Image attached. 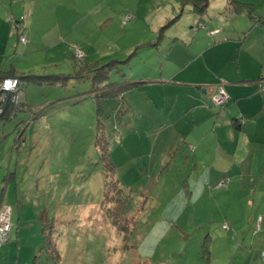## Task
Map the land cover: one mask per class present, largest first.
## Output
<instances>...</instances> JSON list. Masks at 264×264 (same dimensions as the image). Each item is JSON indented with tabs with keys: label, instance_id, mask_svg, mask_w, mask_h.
Here are the masks:
<instances>
[{
	"label": "rangeland",
	"instance_id": "obj_1",
	"mask_svg": "<svg viewBox=\"0 0 264 264\" xmlns=\"http://www.w3.org/2000/svg\"><path fill=\"white\" fill-rule=\"evenodd\" d=\"M174 6L176 13L153 33L135 30L137 8L147 18L151 11L150 18L155 19L156 11L160 14ZM181 7L180 0H0L3 69L13 64L22 73L60 76L49 82L28 81L17 92L8 93L13 110L0 120V144L14 148L22 135L13 163L20 172L18 200L11 203L14 220L20 212L24 223L20 220L17 245L13 238L1 247L3 264H207L205 247L211 250L214 264H264L260 255L264 250V202L258 198L262 193L253 190L254 203L247 205L250 194L228 196L227 187L207 185V175L202 173L208 172L209 164L229 163L213 147L199 151L202 156L195 159L188 144L180 143L162 154L160 143L146 156L147 138L132 135L138 121L135 89L127 92L125 103L132 104L127 112L113 109L110 99L100 102L104 109L99 126L97 101L87 96L94 86L92 73L77 74L72 62L70 45H78L74 47L84 51L88 64L127 58L119 67L126 76L134 77L135 57H128L132 46L157 38L162 26L164 35L176 31L186 18L183 14L175 19ZM258 11L264 13V5ZM23 13L28 14L23 29V36L29 39L26 44L18 40L8 22L12 15ZM128 14L132 18L122 25ZM115 72L110 73L109 81L121 80L113 78ZM220 87L224 88L222 82L208 95V101L222 117L223 112L213 104ZM106 88L100 87L98 94ZM0 98L2 112L6 97L1 94ZM259 114L245 118L249 119L245 126ZM139 138L142 142L136 144ZM106 139L116 177L125 190L132 189L125 209L121 201L102 202L104 171L99 147ZM135 151L140 152L139 160H135ZM154 160L158 161L156 169L148 168ZM261 173L264 184V171ZM228 197L235 198L232 207L227 206ZM224 214L231 215L228 229L222 226ZM258 215L261 230L254 233ZM116 218L125 229L113 221ZM50 221L46 238L55 246L56 257L47 254L42 237V228Z\"/></svg>",
	"mask_w": 264,
	"mask_h": 264
},
{
	"label": "crops",
	"instance_id": "obj_2",
	"mask_svg": "<svg viewBox=\"0 0 264 264\" xmlns=\"http://www.w3.org/2000/svg\"><path fill=\"white\" fill-rule=\"evenodd\" d=\"M237 1L250 5L253 16L245 9L240 12L231 10L227 0H210L202 15L194 13L188 1L182 4L175 19L183 17V14L186 18L176 31L170 30L164 35L162 26L156 32L157 38L132 46L130 53L135 57V76H126L121 68L123 74L116 71L113 78L137 82L129 90L135 89V117L138 120L132 135L147 138L146 156H150L148 152L160 143L162 154L180 143L188 144L192 146L190 149L195 159L202 156L199 151H211L213 147L223 159L228 158L229 163L224 165L225 162L220 160L222 166H215L211 162L208 172L202 173L207 175V185L215 184L219 188L218 182L228 178V196L250 194L246 200L248 205L254 203L253 197L251 200L253 190L262 193L258 198L259 202H264V184L260 177L261 170L264 171V13L258 11L264 0ZM176 11L177 6L160 14L156 11L157 17L151 19V11L147 18L146 13L137 8L135 30L153 33ZM95 63L97 61L90 62L92 65ZM5 66L0 63V69ZM221 82L229 94L222 117L208 101V95ZM124 96L126 99L127 92ZM115 101L112 100L110 105ZM129 107L131 109L132 104ZM257 112H260L258 118L251 120L246 127L245 120L249 119L245 118ZM239 116L242 117L241 122L235 120ZM140 142L139 138L136 144ZM3 144H0V207L5 203L10 206L14 231L18 235L16 223H21L20 220L24 223V219L17 212L14 220L11 201L18 200L20 172L15 167L17 164L13 165L16 149H10L9 143ZM139 154L135 151V160H139ZM157 162L154 160L147 167L156 169ZM13 169L15 176L9 173ZM252 196L254 199L257 197ZM234 203L235 198L228 197L227 206L232 207ZM223 217L229 226L231 215L224 214ZM17 243L14 242L15 245ZM208 250L207 264H214L209 247ZM5 251L11 252L8 248ZM3 259L0 256V264H3Z\"/></svg>",
	"mask_w": 264,
	"mask_h": 264
},
{
	"label": "trees",
	"instance_id": "obj_3",
	"mask_svg": "<svg viewBox=\"0 0 264 264\" xmlns=\"http://www.w3.org/2000/svg\"><path fill=\"white\" fill-rule=\"evenodd\" d=\"M180 1L182 4L187 3V1H188L191 4V10L198 15H202L205 12L207 6L209 5L210 0H180ZM227 6L235 12H240V11L245 9L249 15L253 16L252 7L246 3H241V2H238L237 0H227ZM27 16H28L27 13L26 14L23 13L19 17H15L14 15H12L8 19V22H10L11 26L13 25V27L16 31V36L18 37V40H19V35H23V33H25V32H23V29L25 28L24 21L26 20ZM131 18H132L131 14L126 15L124 17V19L122 20V25L126 24V22L128 20H130ZM200 24H202V23L199 22L198 25L200 26ZM162 28H164V27H162ZM28 41H29V39L26 38V42L23 44L28 43ZM70 46L73 50V53L71 55L72 62L74 64V66L76 68H78L76 73L79 75L85 74V72H88V71H90L92 73V85H94V86L92 87V89H90V92L87 94V96H93L97 101V109H96L97 124L99 126H101V124H102L101 119L103 118L102 115H103V109H104V106L100 103V100H102V99H104V100L110 99L111 101L116 100L114 102V104L111 105L112 108L116 109L117 111H120V109H121L122 110L121 113L127 112L128 108H130V107H129L128 103H125L126 99H125L124 94L126 92H128L130 89H132L133 87H135L137 82L127 81V80L109 81L110 73L112 71H117L121 75L123 74L121 68L119 67V64L121 62L125 61L127 58L124 60H121V61L117 60V59H112V60L104 63L103 65H101L99 63L98 64L95 63L92 65L90 63L89 64L85 63V61H84L85 60L84 59L85 53L83 50H82L83 56H82L81 60H78L74 56L75 47H79L78 45H70ZM131 54L132 53H129L128 57ZM60 74H62V73H60ZM62 75H65V74H62ZM70 75L71 74H67L66 78L70 77ZM9 77L18 78L21 81V84H23V83H28V81H35V82H41L42 80L52 81V78L54 79V78L58 77V75H54V74H47V75L46 74H40L39 75V74L34 73L32 71L22 73V72H19L17 70V68L12 64V65H9V67L7 69H4V70L0 69V81H2L5 78H9ZM103 85L105 87L107 86V88H106L107 90H105L103 92L99 90L101 94H98V89L100 87L103 88ZM8 93L9 92H6V94H5L6 99H4V103H2V106L4 109L2 112H0V120H4L7 113L9 111L13 110L12 109L13 106L11 104L10 98L8 97L9 96ZM92 93H94V94H92ZM228 101H229V99L227 100V102L223 106H219L216 104V106L219 107L220 112H223V113L226 112V107H227ZM21 103H23V102H21ZM213 104L215 105L214 102H213ZM240 119L242 120L241 116L238 118H235V120L237 122H240ZM102 131H103L104 135H106L105 131L104 130H102ZM21 136L17 137V139H16V145L14 146V149H16V152H18V150H19L20 141L22 140ZM105 138H106V136H105ZM99 149H100L99 159H100V162L103 166V171H104V181H103L104 195H103V201L102 202L104 203V201H106V202L111 201V203H115V202L117 203V202L121 201V202H124V209H125L127 202L130 201V197L132 195L131 194L132 189H130L128 191L125 190L121 180L116 177V164L113 160V156L111 154V150H110L109 143H108L107 139L104 141L103 144L101 143ZM9 173L11 175L13 174L15 176V170L14 169H13V171H10ZM226 179L227 178H224L223 180H226ZM220 182H222V180ZM220 182H218V184H217L219 188L224 187V186L227 187L228 180L226 181V183L222 184L221 186L219 185ZM14 183H16V179L14 180ZM113 188H116V190H113ZM115 193H117V194H115ZM144 202H145V199H144ZM106 209H107V211L111 210V208H108V206L106 207ZM11 218H12V216L10 214L11 227L7 232L6 240L0 246V249L6 242L12 241V234L15 236L14 242L15 241L18 242V235H17L16 231H14L15 226L12 223ZM261 219H262L261 215H258L256 218V221L254 223L255 224L254 233L261 230V227H260V220ZM113 221H115L117 224H119L121 229H125L123 222H119L117 218L114 219ZM136 221H137V219L135 220V223H136ZM16 224L18 225V229H19V223H16ZM225 224H226V227H224ZM51 226H52V221L44 224V226L42 228V237H43V241L45 242V245H46L47 254L51 257H56L57 254H56L55 246L50 245V241H49L50 238H46V233H48L49 231H46L45 229H47ZM222 226L225 229H228L229 226H228L226 220H222ZM14 236H13V238H14ZM204 253H206L207 255L209 254L208 247H205ZM204 253H203V255H204ZM262 253H264V250H262L260 252L261 257L264 258V255H262ZM204 257H208V256H204ZM208 261H209V258H208ZM32 264H34V263H32Z\"/></svg>",
	"mask_w": 264,
	"mask_h": 264
},
{
	"label": "built area",
	"instance_id": "obj_4",
	"mask_svg": "<svg viewBox=\"0 0 264 264\" xmlns=\"http://www.w3.org/2000/svg\"><path fill=\"white\" fill-rule=\"evenodd\" d=\"M200 26H202V24H200ZM19 38L22 43L26 42L25 36L22 35ZM74 51H75L74 56L78 60H81L83 56L82 50L80 51L78 48H75ZM21 85H22L21 81L18 78L9 77V78L3 79L2 81H0V97H1V94H3V96L5 97L6 92H17L19 88H21ZM1 99L2 98H0V101ZM228 99H229V95L226 92L225 88L223 87H220L218 91L215 93V96L213 97L214 103L219 106H223L227 102ZM226 181L227 180H222V182H220L219 185L221 186L222 184L226 183ZM10 214H11L10 206L6 204L4 205L2 204L0 207V228H1L0 229V246L6 240L7 232L11 227ZM224 227H226V224L224 225ZM262 255H264V253H262Z\"/></svg>",
	"mask_w": 264,
	"mask_h": 264
}]
</instances>
